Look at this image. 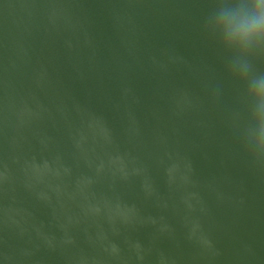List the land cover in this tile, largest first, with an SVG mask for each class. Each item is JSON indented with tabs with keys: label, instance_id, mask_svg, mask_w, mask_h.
I'll return each mask as SVG.
<instances>
[{
	"label": "water",
	"instance_id": "obj_1",
	"mask_svg": "<svg viewBox=\"0 0 264 264\" xmlns=\"http://www.w3.org/2000/svg\"><path fill=\"white\" fill-rule=\"evenodd\" d=\"M213 8L0 0V264H264V156Z\"/></svg>",
	"mask_w": 264,
	"mask_h": 264
},
{
	"label": "clouds",
	"instance_id": "obj_2",
	"mask_svg": "<svg viewBox=\"0 0 264 264\" xmlns=\"http://www.w3.org/2000/svg\"><path fill=\"white\" fill-rule=\"evenodd\" d=\"M205 32L219 43L234 80L245 86L244 101L250 108L254 136L247 145L264 156V72L257 71L254 57L264 58V0H213Z\"/></svg>",
	"mask_w": 264,
	"mask_h": 264
}]
</instances>
